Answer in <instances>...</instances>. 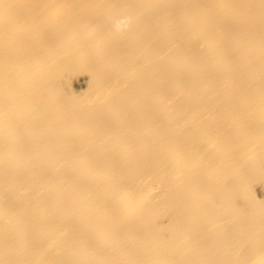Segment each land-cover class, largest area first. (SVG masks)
<instances>
[{
    "label": "bare ground",
    "instance_id": "1",
    "mask_svg": "<svg viewBox=\"0 0 264 264\" xmlns=\"http://www.w3.org/2000/svg\"><path fill=\"white\" fill-rule=\"evenodd\" d=\"M0 264H264V0H0Z\"/></svg>",
    "mask_w": 264,
    "mask_h": 264
},
{
    "label": "clouds",
    "instance_id": "2",
    "mask_svg": "<svg viewBox=\"0 0 264 264\" xmlns=\"http://www.w3.org/2000/svg\"><path fill=\"white\" fill-rule=\"evenodd\" d=\"M130 18L124 17L119 20H117L113 25V31L117 34H122L126 31H128L130 27Z\"/></svg>",
    "mask_w": 264,
    "mask_h": 264
},
{
    "label": "rangeland",
    "instance_id": "3",
    "mask_svg": "<svg viewBox=\"0 0 264 264\" xmlns=\"http://www.w3.org/2000/svg\"><path fill=\"white\" fill-rule=\"evenodd\" d=\"M156 190H157V185H155V186L152 187L153 193H156Z\"/></svg>",
    "mask_w": 264,
    "mask_h": 264
}]
</instances>
